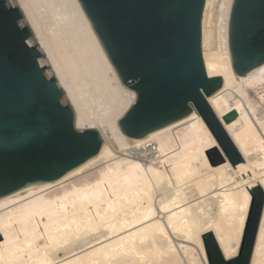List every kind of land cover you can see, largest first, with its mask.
<instances>
[{
    "label": "bare ground",
    "instance_id": "bare-ground-1",
    "mask_svg": "<svg viewBox=\"0 0 264 264\" xmlns=\"http://www.w3.org/2000/svg\"><path fill=\"white\" fill-rule=\"evenodd\" d=\"M17 1L74 107L78 128H97L104 143L98 155L58 180L0 197V226L23 222L13 230L28 229L29 219L34 225L43 216L52 225L53 264H110L108 256L120 247L141 250L144 259L130 256L137 264H200L207 233L221 251L241 244L252 203L244 204L243 194L264 190V63L244 77L234 71L233 0H206L202 51L208 75L224 80L208 102L244 160L234 165L222 147L208 156L207 133L216 137L196 109L144 137L125 134L118 122L136 92L121 82L79 0ZM232 110L238 115L227 123L223 116ZM104 181L118 193L104 194L114 212L92 196ZM250 264H264V208Z\"/></svg>",
    "mask_w": 264,
    "mask_h": 264
},
{
    "label": "water",
    "instance_id": "water-1",
    "mask_svg": "<svg viewBox=\"0 0 264 264\" xmlns=\"http://www.w3.org/2000/svg\"><path fill=\"white\" fill-rule=\"evenodd\" d=\"M79 2L121 82L136 92L135 102L118 122L125 134L144 137L196 109L217 141L223 142L221 147L227 149L224 152L232 165L244 162L208 102L224 80L208 75L203 58L206 0ZM0 43L4 51L0 60L3 197L65 176L98 155L104 138L97 128H78L74 107L17 0H0ZM229 46L237 76L244 77L264 63V0H233ZM237 115L232 110L223 119L228 123ZM263 208L264 197L254 198L241 242L240 264L251 263ZM209 234L204 235L207 251L219 247Z\"/></svg>",
    "mask_w": 264,
    "mask_h": 264
},
{
    "label": "snow or ice",
    "instance_id": "snow-or-ice-1",
    "mask_svg": "<svg viewBox=\"0 0 264 264\" xmlns=\"http://www.w3.org/2000/svg\"><path fill=\"white\" fill-rule=\"evenodd\" d=\"M251 39V36L249 37ZM4 51L3 45L0 43V60L3 59ZM195 119V117H190ZM216 142L211 135L207 133V140L204 141L205 149L208 151V156H211L213 152L221 151V144ZM227 150L226 148L224 149ZM136 167H140L137 165ZM75 175V173H74ZM101 181H97L99 185ZM106 186L96 192L92 193V196L96 198L98 204H107L109 210L116 211L114 207V201L111 199L104 198V194L109 193L110 197H118L116 190L112 189V185L108 184L107 181L103 182ZM89 187H92L91 185ZM257 196L264 197V190L254 189L251 193L245 192L243 194L244 204L249 201H254ZM131 201H129L130 203ZM167 211L168 209H163ZM99 215L97 211L95 213ZM145 219H148L146 216ZM74 222V221H73ZM23 222H13V224ZM13 224H9L7 227L0 226V264H53V261L49 259L50 251L52 249L51 241L54 237L51 235L50 229L51 224L45 222L43 216L39 218V221L34 225L31 224L29 219L28 224L30 228L26 229L21 226L13 230ZM41 225L43 228L41 229ZM63 227L66 229L70 227L69 224L65 223ZM240 224H237V235L242 236L243 233L240 230ZM57 233L60 232L59 227L56 228ZM11 233V235H10ZM211 235V233L209 234ZM107 238V237H106ZM151 252V248L148 249ZM160 256L163 257L165 253L161 251ZM242 244L233 243L231 247L221 251L217 246L215 248L209 247L208 251L201 255L200 264H240V259L243 256ZM137 256L144 259L141 250L136 248L124 249L120 247L115 252L108 256L110 264H137V261L130 259V256ZM146 255V254H145ZM93 264H102L100 260H96ZM145 264H157L153 259L151 261L145 260ZM163 264V261L160 262Z\"/></svg>",
    "mask_w": 264,
    "mask_h": 264
},
{
    "label": "rangeland",
    "instance_id": "rangeland-1",
    "mask_svg": "<svg viewBox=\"0 0 264 264\" xmlns=\"http://www.w3.org/2000/svg\"><path fill=\"white\" fill-rule=\"evenodd\" d=\"M208 151H210V149ZM215 156H216V152H213L212 155H211V158H213Z\"/></svg>",
    "mask_w": 264,
    "mask_h": 264
}]
</instances>
